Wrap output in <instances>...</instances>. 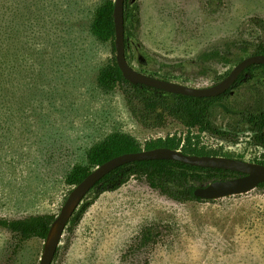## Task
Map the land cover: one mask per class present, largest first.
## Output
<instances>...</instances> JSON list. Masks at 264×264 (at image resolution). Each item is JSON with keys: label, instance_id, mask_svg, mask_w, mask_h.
Wrapping results in <instances>:
<instances>
[{"label": "rangeland", "instance_id": "1", "mask_svg": "<svg viewBox=\"0 0 264 264\" xmlns=\"http://www.w3.org/2000/svg\"><path fill=\"white\" fill-rule=\"evenodd\" d=\"M105 1L0 0V219L57 217L73 189L68 174L113 134L142 147L187 135L175 120L159 122V111L139 119L120 87L99 90L98 74L115 58L110 43L90 34ZM254 18L264 20V0H132L124 17L130 65L168 73L176 84L212 87L238 64L241 45L264 42ZM255 74L264 79V69ZM256 87L252 81L233 91L224 102L228 111L214 113L215 126L237 141L199 135V149L264 161V146L253 142L239 115L253 104ZM92 198L89 193L86 201ZM148 227L158 232V243L132 253ZM46 245L17 243L0 229V264H39ZM52 264H264V189L178 203L132 177L102 194L76 225L67 224Z\"/></svg>", "mask_w": 264, "mask_h": 264}, {"label": "trees", "instance_id": "2", "mask_svg": "<svg viewBox=\"0 0 264 264\" xmlns=\"http://www.w3.org/2000/svg\"><path fill=\"white\" fill-rule=\"evenodd\" d=\"M131 1L132 0H125L124 17L126 16V9L129 8ZM112 15L113 1L107 0L96 10L94 19L90 25V34L99 43H110L112 52L115 53V31ZM251 22L255 28L264 34L263 19L254 18ZM129 48L128 40L125 38V57L127 63L130 65V60L128 58ZM239 50L243 56H236L233 64L239 63L249 56H264V42L256 44L246 43L241 45ZM226 58L230 60L229 55H227ZM263 69L264 66L262 65L249 66L239 75L231 88L218 97L192 98L165 93L142 85L130 84L123 78L114 58L112 62L102 68L98 74L97 86L101 92L109 94L112 93L116 87H120L123 89L127 103L132 109V113L139 117V119L142 120L153 112L159 111L160 114L157 115L159 122H162L167 117L179 122L183 127L188 128L189 131L184 137H177L175 135L164 139L160 138L147 141L143 147L138 144L137 140L133 137L120 133L113 134L90 148L87 153L86 164L73 167L66 177V185L69 187L77 186L95 168L124 154L166 148L173 151H180L187 156H211L206 153L203 148L199 149L197 147L199 144L194 143V140L199 139V136L191 135L190 130L197 129L200 134H215L222 140L236 142V134L219 130L215 126L213 119L214 113L217 108L228 111L224 102L230 99L233 91H237L239 88L249 85L252 81H254L257 86L254 90V94L257 95L253 100V97L251 98L253 104L240 111L239 115L243 125L248 131L254 134L253 142L258 146H264V79L256 78L255 74V72ZM139 73L152 78L172 82L168 73L165 75H159L158 73L148 74L144 71H139ZM229 73H226L225 76ZM14 115L15 114H9L7 121H12L15 117ZM38 123L36 125H39ZM51 128H53V124L50 126V129ZM9 129L11 130L10 126ZM257 164L264 166V161L257 162ZM242 176V174L224 170L191 167L175 161H141L129 163L104 177L90 192L93 198L91 200L87 199V201L85 198L80 207L76 208L73 212L68 223L76 225L102 194L119 190L132 177L145 179L150 189L159 192L175 202L205 203L213 200H204L196 197L194 192L198 188L213 182L231 180ZM257 188L264 189V183ZM55 219L56 216L54 215L30 216L19 220L0 219V229L8 231L17 243H24L33 239L45 243L50 236ZM158 240L159 235L155 228H145L138 236L137 245L131 252L135 253L147 246H153L158 243ZM58 251L59 248L57 253Z\"/></svg>", "mask_w": 264, "mask_h": 264}, {"label": "water", "instance_id": "3", "mask_svg": "<svg viewBox=\"0 0 264 264\" xmlns=\"http://www.w3.org/2000/svg\"><path fill=\"white\" fill-rule=\"evenodd\" d=\"M124 4L125 0H114L113 2L112 16L115 31V60L123 78L132 85H142L165 93L192 98H215L228 91L236 82L239 75L249 66H264V56H249L240 61L221 82L209 88H191L139 73L127 63L125 57ZM141 161H175L191 167L218 169L243 175L239 178L213 182L198 188L194 192V195L204 200H214L245 194L264 183L263 165L236 159L211 156H187L180 151H173L166 148L118 156L95 168L70 191L58 216L53 222V228L48 240L45 242L47 245L39 260V264H52L68 221L76 208L82 204L83 200L93 188L114 170L126 164Z\"/></svg>", "mask_w": 264, "mask_h": 264}, {"label": "built area", "instance_id": "4", "mask_svg": "<svg viewBox=\"0 0 264 264\" xmlns=\"http://www.w3.org/2000/svg\"><path fill=\"white\" fill-rule=\"evenodd\" d=\"M185 129H186V131H189L188 128H185ZM195 130L197 131V134L195 133L197 136H199V135H200V136H201V135H206V133H202V134H200V133L198 132L197 129H192V130H190L191 133H192L191 135H194V131H195ZM187 133H188V132H187Z\"/></svg>", "mask_w": 264, "mask_h": 264}]
</instances>
